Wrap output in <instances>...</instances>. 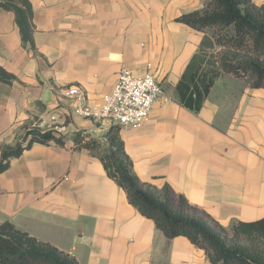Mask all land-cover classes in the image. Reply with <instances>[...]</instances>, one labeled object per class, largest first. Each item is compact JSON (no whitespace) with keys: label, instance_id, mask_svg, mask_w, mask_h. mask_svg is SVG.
<instances>
[{"label":"crops","instance_id":"crops-1","mask_svg":"<svg viewBox=\"0 0 264 264\" xmlns=\"http://www.w3.org/2000/svg\"><path fill=\"white\" fill-rule=\"evenodd\" d=\"M28 1L34 50L0 8V67L15 77L0 84V149L25 128L61 125L65 145L34 144L0 173V223L78 264H211L186 238L167 239L141 216L97 157L73 149L76 132L104 142L107 130L75 116V101L64 97L75 85L98 107L121 70L152 74L163 96L140 128L119 130L135 175L169 186L227 231L264 217V89L221 72L205 91L224 50L211 30L176 21L207 0Z\"/></svg>","mask_w":264,"mask_h":264},{"label":"trees","instance_id":"trees-1","mask_svg":"<svg viewBox=\"0 0 264 264\" xmlns=\"http://www.w3.org/2000/svg\"><path fill=\"white\" fill-rule=\"evenodd\" d=\"M0 8L14 14L22 44L34 50L29 1L0 0ZM176 21L198 32L211 30L215 45L224 50L213 62L217 64L216 71L209 75L205 91L221 72L246 79L253 89H264V7H257L253 0H207L203 10L184 14ZM203 43L208 45L206 37ZM14 80L13 75L0 67V84L10 85ZM202 97L199 94L193 107L195 111L200 108ZM184 104L192 106L189 102ZM119 130L110 128L104 142L78 131L71 137L73 149L86 150L97 157L106 176L124 191L128 203L151 220L167 239L186 238L205 253L211 264H264V217L252 222H236L227 231L207 213L190 206L169 186L159 189L142 182L133 172ZM34 144L63 147L65 141L52 127L25 128L13 145L1 147L0 173ZM0 264L78 262L5 221L0 223Z\"/></svg>","mask_w":264,"mask_h":264},{"label":"built area","instance_id":"built-area-1","mask_svg":"<svg viewBox=\"0 0 264 264\" xmlns=\"http://www.w3.org/2000/svg\"><path fill=\"white\" fill-rule=\"evenodd\" d=\"M162 96L163 90L152 74L147 73L138 78L128 70L119 72L111 91L102 97L98 107L86 105L84 95L75 85L64 92V97L75 101V116L107 131L112 127L140 128L148 119L155 102ZM52 128L61 134L66 132L63 125Z\"/></svg>","mask_w":264,"mask_h":264},{"label":"rangeland","instance_id":"rangeland-1","mask_svg":"<svg viewBox=\"0 0 264 264\" xmlns=\"http://www.w3.org/2000/svg\"><path fill=\"white\" fill-rule=\"evenodd\" d=\"M23 133H24V132H23ZM23 133H22V134H23ZM22 134H21L20 136H22ZM73 135H74V134H73ZM20 136H19L18 138H20ZM18 138H17V139H18ZM229 231H230V230H229Z\"/></svg>","mask_w":264,"mask_h":264}]
</instances>
